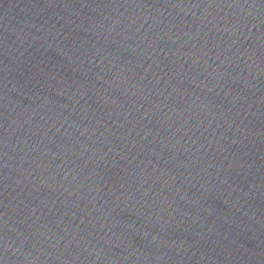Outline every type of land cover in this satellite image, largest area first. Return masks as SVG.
I'll return each mask as SVG.
<instances>
[{"label":"water","instance_id":"water-1","mask_svg":"<svg viewBox=\"0 0 264 264\" xmlns=\"http://www.w3.org/2000/svg\"><path fill=\"white\" fill-rule=\"evenodd\" d=\"M0 264H264V0H0Z\"/></svg>","mask_w":264,"mask_h":264}]
</instances>
